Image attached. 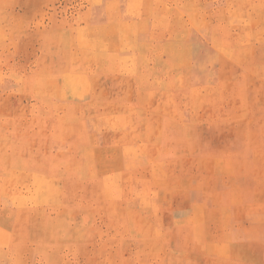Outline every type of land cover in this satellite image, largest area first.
Returning a JSON list of instances; mask_svg holds the SVG:
<instances>
[{"label":"rangeland","instance_id":"rangeland-1","mask_svg":"<svg viewBox=\"0 0 264 264\" xmlns=\"http://www.w3.org/2000/svg\"><path fill=\"white\" fill-rule=\"evenodd\" d=\"M0 264H264V0H0Z\"/></svg>","mask_w":264,"mask_h":264}]
</instances>
